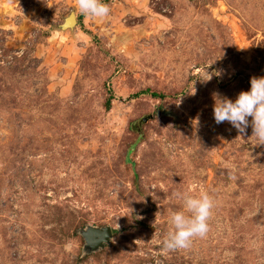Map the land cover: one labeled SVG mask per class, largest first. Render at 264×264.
Segmentation results:
<instances>
[{
  "label": "rangeland",
  "instance_id": "rangeland-1",
  "mask_svg": "<svg viewBox=\"0 0 264 264\" xmlns=\"http://www.w3.org/2000/svg\"><path fill=\"white\" fill-rule=\"evenodd\" d=\"M102 2L0 0V264H264V145L213 116L264 76V0ZM193 182L210 231L165 254Z\"/></svg>",
  "mask_w": 264,
  "mask_h": 264
},
{
  "label": "clouds",
  "instance_id": "clouds-1",
  "mask_svg": "<svg viewBox=\"0 0 264 264\" xmlns=\"http://www.w3.org/2000/svg\"><path fill=\"white\" fill-rule=\"evenodd\" d=\"M75 3L80 14L87 19L103 20L111 11L109 5L102 0H75ZM211 78L212 75L208 73V79L203 81ZM250 84V90L241 91L234 101L214 93L213 116L216 124L227 121L240 134L245 133L251 117L253 132L250 138L255 140V145H264V76L252 77ZM173 195L182 202V210L169 213V231L161 244L165 254L187 250L194 239L205 238L210 231L209 221L216 206L214 198L195 182L189 184L183 192Z\"/></svg>",
  "mask_w": 264,
  "mask_h": 264
},
{
  "label": "water",
  "instance_id": "water-1",
  "mask_svg": "<svg viewBox=\"0 0 264 264\" xmlns=\"http://www.w3.org/2000/svg\"><path fill=\"white\" fill-rule=\"evenodd\" d=\"M66 23L67 26L75 27L77 25L75 16L71 15ZM112 236L113 232L110 227H106L103 229L90 228L84 234V238L88 246L93 250L104 248L105 244L110 242Z\"/></svg>",
  "mask_w": 264,
  "mask_h": 264
},
{
  "label": "trees",
  "instance_id": "trees-1",
  "mask_svg": "<svg viewBox=\"0 0 264 264\" xmlns=\"http://www.w3.org/2000/svg\"><path fill=\"white\" fill-rule=\"evenodd\" d=\"M106 1H108V0H106ZM152 96L154 98H162L163 97V96H160V95H157V94H152ZM112 100H113V98L112 97H109V99L106 101V110L107 111L111 110Z\"/></svg>",
  "mask_w": 264,
  "mask_h": 264
},
{
  "label": "bare ground",
  "instance_id": "bare-ground-1",
  "mask_svg": "<svg viewBox=\"0 0 264 264\" xmlns=\"http://www.w3.org/2000/svg\"><path fill=\"white\" fill-rule=\"evenodd\" d=\"M68 24H69V22H68Z\"/></svg>",
  "mask_w": 264,
  "mask_h": 264
}]
</instances>
